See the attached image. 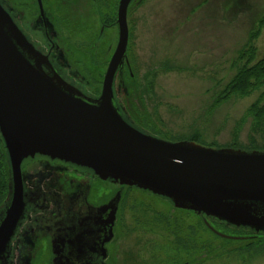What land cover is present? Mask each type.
I'll return each mask as SVG.
<instances>
[{
    "label": "rangeland",
    "instance_id": "rangeland-1",
    "mask_svg": "<svg viewBox=\"0 0 264 264\" xmlns=\"http://www.w3.org/2000/svg\"><path fill=\"white\" fill-rule=\"evenodd\" d=\"M13 1L24 17L22 0ZM108 1L115 11L119 0ZM47 7L64 17L59 0H47ZM75 18L59 29L84 59L89 88H99L108 64L105 51L94 47L82 28L88 25ZM128 22V57L136 84L128 83L131 95L122 92L121 98L138 121L167 139L264 148V124L258 125L250 111L254 103H264V86L247 95L221 97L246 64L240 54L256 48L250 64L264 56V0H142ZM214 226L230 237L215 233L194 212L127 189L117 264H264L263 237L245 239L246 231Z\"/></svg>",
    "mask_w": 264,
    "mask_h": 264
},
{
    "label": "water",
    "instance_id": "water-1",
    "mask_svg": "<svg viewBox=\"0 0 264 264\" xmlns=\"http://www.w3.org/2000/svg\"><path fill=\"white\" fill-rule=\"evenodd\" d=\"M116 13L118 43L93 95L65 77L0 0V141L12 181L11 200L1 210L0 257L24 214L23 168L47 157L91 171L104 180L161 197L211 221L264 234V149L169 140L140 127L119 103L128 59V7ZM40 17L47 19L42 0ZM47 27V25H46ZM119 194L109 203L113 216Z\"/></svg>",
    "mask_w": 264,
    "mask_h": 264
},
{
    "label": "flooded vegetation",
    "instance_id": "flooded-vegetation-1",
    "mask_svg": "<svg viewBox=\"0 0 264 264\" xmlns=\"http://www.w3.org/2000/svg\"><path fill=\"white\" fill-rule=\"evenodd\" d=\"M7 1L21 27L45 54L59 64L64 77L87 92L98 95L101 87L89 88L91 75L82 71L87 68L85 61L76 56L77 51L59 27L75 17L77 22L88 25L82 28L90 34L94 47L105 51L104 60H108L109 64L118 43L117 9L114 11L108 0H59L65 12L64 17H57L47 7V0H42L46 27L40 17L37 0H22L25 18L20 16L13 0ZM141 1L130 3L128 17ZM129 63L131 67L130 59ZM127 73L134 76L132 67L129 69L125 64L123 83L119 82V77L115 82L116 98L132 120L138 123L121 98L122 92L127 95ZM5 168L2 174L4 188L0 187V222L4 217L1 210L12 196L7 158ZM23 169L24 214L0 257V264H117L123 250V201L127 189L136 188L101 179L91 171L47 157L30 160ZM118 194L120 198L113 216L108 205ZM169 204L175 207L171 202ZM211 224L214 228V224L228 227L214 221ZM246 233L241 237L264 238V234Z\"/></svg>",
    "mask_w": 264,
    "mask_h": 264
},
{
    "label": "trees",
    "instance_id": "trees-1",
    "mask_svg": "<svg viewBox=\"0 0 264 264\" xmlns=\"http://www.w3.org/2000/svg\"><path fill=\"white\" fill-rule=\"evenodd\" d=\"M255 38V35L252 36V40ZM247 54V55H245ZM257 57L256 54V48H252L250 52H243V54H240V59H246V64L243 65L241 68H239L237 74L235 77L231 80V82L227 85V87L222 92V99H226L229 96L233 94L237 95H247L248 93L252 92L255 89H258L262 86H264V56L260 59H258L256 62L250 64L253 62ZM128 83L131 85H135V75L132 77L130 73H127V79L125 80V86L127 88V94H130V90L128 87ZM262 101V100H261ZM261 101H258L254 103L250 111L254 115L255 120L258 125L264 124V103L261 104ZM140 127H142L144 130L153 133L157 135L154 131H150L148 129V125H146L144 122L141 123L138 121L137 123ZM159 136V135H157ZM162 137V136H160ZM164 138V137H163ZM167 139V138H165ZM169 140H182V139H169ZM211 146V145H210ZM213 147H221V146H213ZM246 149H264V148H257V147H241ZM0 187L2 188L4 185L3 181V175L1 172V167H4V170L6 169V155L4 148L2 146V143L0 141ZM4 188V187H3ZM2 196V193L0 191V198Z\"/></svg>",
    "mask_w": 264,
    "mask_h": 264
}]
</instances>
